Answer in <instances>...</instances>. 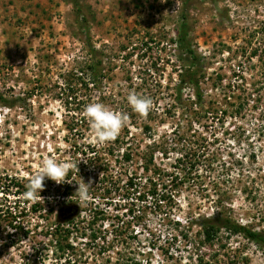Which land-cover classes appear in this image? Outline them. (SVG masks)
<instances>
[{
	"label": "rangeland",
	"instance_id": "374dc122",
	"mask_svg": "<svg viewBox=\"0 0 264 264\" xmlns=\"http://www.w3.org/2000/svg\"><path fill=\"white\" fill-rule=\"evenodd\" d=\"M78 3L0 0V264H264L240 235L206 242L199 230L220 211L264 235V0ZM180 14L197 103L189 88L173 99L186 67ZM91 51L101 82L84 86ZM132 92L153 100L146 116ZM93 102L128 114L116 139H95L84 111ZM45 156L78 164L64 183L91 180L88 203L60 197L65 184L50 179L44 201L23 195ZM66 200L80 212L57 232Z\"/></svg>",
	"mask_w": 264,
	"mask_h": 264
},
{
	"label": "trees",
	"instance_id": "16d2710c",
	"mask_svg": "<svg viewBox=\"0 0 264 264\" xmlns=\"http://www.w3.org/2000/svg\"><path fill=\"white\" fill-rule=\"evenodd\" d=\"M66 1L72 5L74 12L78 10L79 0H66ZM184 19L185 16L183 14H180V21L175 28L174 43L175 45H177L178 49L180 50V53L183 54L185 58L184 61L186 62V67L180 69L176 75L177 82L175 84V87L173 88L174 90L173 99L178 102L181 98L182 90L189 88V90L191 91L189 96L191 99H189V101L192 103H197L201 100V96H202V92L199 88V69L196 66L197 56L188 44L187 31H186V25ZM91 54L94 55V59L93 60L91 59L89 63L86 65L87 68L90 70V72L88 78L82 81L84 86H87V84L93 85L95 83L97 84L98 82H101L102 75H100V71H101L100 60L96 59L95 51L94 52L91 51ZM96 55H98L97 52ZM0 100H1L0 102H3L1 96H0ZM148 128H149L148 125L146 124L143 125V129H148ZM121 158L123 161H128L130 159V155L129 153L122 151ZM141 158L144 159L143 157ZM98 170H100L101 172L100 175L101 183H105V181H108L106 179V176H104L103 174L104 171H106V167L103 166L98 167ZM64 184H65L64 186L62 185L63 187L60 186L61 188L59 191L60 193L57 190L58 195H60V197L62 196L75 197V192L78 188V185H76V187L73 188L70 187V185H68L67 183ZM112 184H114V182H112ZM134 184H132L131 181L129 180L127 185L132 187L134 186ZM14 185L21 186L18 184V181H16ZM27 185L28 184L24 186L25 188L21 187L23 195L27 191ZM103 192L104 193L108 192V190H103ZM137 198L141 199L142 196H140V194H137ZM64 203L65 204L62 205L60 209H58V212L55 215L57 223L54 226V231L57 232L59 231L58 228H61L62 232H65L67 225L70 223L72 224V222L76 220L80 212V209L76 202L66 200L64 201ZM199 230L203 240L206 242L212 241L217 237L220 231H223L227 235L230 234L240 235L241 237L245 238L247 241L253 242L254 244L260 246L264 250V235L260 231L248 228L243 224L235 222L230 217H228L227 215H225L223 212L220 211H217L214 214L203 217L200 221Z\"/></svg>",
	"mask_w": 264,
	"mask_h": 264
},
{
	"label": "clouds",
	"instance_id": "9594fccd",
	"mask_svg": "<svg viewBox=\"0 0 264 264\" xmlns=\"http://www.w3.org/2000/svg\"><path fill=\"white\" fill-rule=\"evenodd\" d=\"M127 99L132 109L142 116H146L153 107V100L150 97L141 96L135 92L130 93ZM84 111L98 143L116 139L129 121L127 113L116 111L99 102L89 103ZM73 168H78V164L71 161H61L54 156H45L35 174L30 178L27 191L24 194L25 197L33 201H44V197L40 193L45 188V180L50 179L56 184H62L66 181L67 174ZM91 187V180L86 183L81 179V183L78 184L75 192L80 204H86L91 200L89 192Z\"/></svg>",
	"mask_w": 264,
	"mask_h": 264
}]
</instances>
